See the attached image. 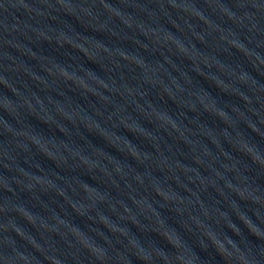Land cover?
<instances>
[{"label": "water", "instance_id": "water-1", "mask_svg": "<svg viewBox=\"0 0 264 264\" xmlns=\"http://www.w3.org/2000/svg\"><path fill=\"white\" fill-rule=\"evenodd\" d=\"M0 264H264V0H0Z\"/></svg>", "mask_w": 264, "mask_h": 264}]
</instances>
